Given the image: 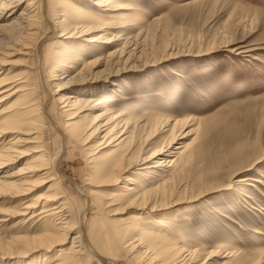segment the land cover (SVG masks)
<instances>
[{"label": "rangeland", "instance_id": "obj_1", "mask_svg": "<svg viewBox=\"0 0 264 264\" xmlns=\"http://www.w3.org/2000/svg\"><path fill=\"white\" fill-rule=\"evenodd\" d=\"M25 3L23 0L18 4V13L22 12ZM52 3L58 10L64 6L58 0ZM115 5L119 17L96 20L99 29L82 38L103 34L121 38L125 34L135 36L143 30L137 40L139 50L136 56L125 64L118 62L117 57L109 60L110 52L120 48L121 39L108 45V42L81 40L76 34L66 49L61 46L54 49L51 39L44 43L45 52L55 59L63 54L66 59L67 55L75 53L72 58L76 59V68L69 71L71 75L66 74V78L57 81H66L78 74L84 76L83 81L68 85L70 92H79L82 98L94 94L96 98L103 97L116 113L122 112L124 116L143 123L151 118L153 123L148 125L152 127L159 125L154 122L160 116L174 119L173 123L180 120V126L186 128V132L191 130L192 134L178 138L176 143H193V157L185 166L178 164L171 168V193L166 200L160 195L151 201L161 209L151 215L145 214L142 223L157 228L151 219L164 218L168 226L163 229L166 236L175 239L188 237L187 244L198 251L192 264H206L208 261L209 264H264V0H115ZM130 6L137 10L127 9ZM18 18L17 14L9 17L4 22L8 27L0 29V54H6H1L3 70L11 74L26 73L28 82L35 88L34 96L40 99L43 88L37 67L42 52L36 45L38 38L30 36L26 26L13 24ZM33 27L39 37L50 35L47 22ZM239 47L240 50L235 49ZM54 51L59 53L54 54ZM241 51L245 52L237 53ZM21 95H11L0 105V112H3L0 120L15 114L21 103L26 102ZM47 105L55 122L49 118L48 124L43 123L39 131L45 147L55 153L63 142L57 126L62 124L65 115L56 99L49 100ZM166 130L161 128L150 138L147 134L138 136L136 148L148 137L149 148L153 151L169 137ZM15 136V133L9 134L5 143ZM96 140L97 136L89 139L85 136L75 144L69 141L58 160L59 172L63 174L60 183L44 182V185L32 189L25 200L45 194L48 188L51 189L47 191L49 193L63 191L62 194L71 200L68 207L77 218L85 201L73 191L68 178L83 191L95 189L98 192L92 195V202L86 208L85 231L96 247L102 243L100 247L110 250L116 245L115 239L102 240L113 229L109 218H125L140 211H123L115 205L112 207L118 208V212L107 215L105 212L109 208L104 207L105 195L126 182L145 181L148 177L140 169H131L126 173L130 180L94 187L93 184H100L98 181L102 178L95 175V164L91 167L87 158ZM110 148L102 152L107 155ZM33 154L23 156L4 172L11 173L24 166ZM234 171L240 174L232 178ZM245 176L252 179L247 183L231 184ZM24 197L0 198V264H43L58 255L56 249L34 248L40 245V238L48 227L65 220L66 212H61L55 219L36 216L24 222L29 218L21 214L24 212ZM76 231L66 239L68 250ZM223 243H227L236 254L224 257ZM121 252L119 255L124 261L132 264L131 253ZM208 252L218 253V256L209 260ZM148 263L152 262L148 260ZM159 263L160 258L154 264ZM90 264L103 262L94 257Z\"/></svg>", "mask_w": 264, "mask_h": 264}, {"label": "bare ground", "instance_id": "obj_2", "mask_svg": "<svg viewBox=\"0 0 264 264\" xmlns=\"http://www.w3.org/2000/svg\"><path fill=\"white\" fill-rule=\"evenodd\" d=\"M22 1L0 0V29L8 27L4 22H7L9 17L17 14L19 20L13 19V24L20 27L26 26L29 30V35L38 38L36 45L40 46L42 59L39 61L37 68L39 83L42 84L43 89L42 96L39 99L34 96L35 88L28 82L26 73H5L3 70L4 59L1 54L4 56L6 54H0V105L10 98L11 95L18 93H22L21 96L26 99V102L21 103L15 114L3 117L0 120V170L2 169L0 171V198L13 199L18 196H26L22 198L24 200L22 203L24 212L21 214L27 215L29 218L24 222L36 216H40L43 219H55L61 212H66L65 220L48 227L46 234L44 236L41 235L42 237L40 236V245L34 248L44 251L51 249L58 251V257L56 256L52 260L51 257H47L50 260L43 264H90V260L94 257L103 262V264H110V262H124L127 264L123 256H120L122 250L131 253L132 264H149L148 260L152 262L150 264H154L158 258H160L161 264H192L198 255V251L191 244H187L188 237L179 235L181 237L175 239L166 236L163 229L164 227L168 228V226L164 218L151 219L153 223L157 224V228L145 226L142 223L145 214L151 215L157 209H161L157 204H152L151 201L153 199L156 200L160 195L161 199L166 200L171 193L169 184L173 177L172 169L174 166L178 164L185 166L193 157L194 152L191 149L193 143L190 141L176 143L178 138H186V136L192 134L191 130L186 132V128L183 129L180 126V120H175L173 123L172 120L174 119L164 118L163 116L157 117L154 123L156 124L157 122L159 125L152 127L148 125L153 123L151 118L146 123H143L124 116L122 112L116 113L111 108L110 102L108 103V100L103 97L96 98L94 94L89 96V98H82L81 93L70 92L68 85L76 81H83L85 77L78 74L79 77L73 76L66 81H57V79L66 78L65 75L69 74L70 69L75 67L76 59L72 58L75 53L72 56L67 55L66 59L64 54L55 59L50 53L44 51L46 46L44 43L51 39L53 40L52 46H54V49L57 46L66 49L67 43L69 44L72 38L77 37L76 34L80 35L77 38H81V40L101 41L103 44L108 42V45L112 44L114 40L119 41L121 39L120 48L110 52L111 58L109 60L111 61L112 58L117 57L118 62L123 61L125 64V62L132 60L136 56L139 50L137 40L143 34V30H140L135 36L125 34L121 38L120 36L118 38L117 35L108 36L105 34L98 37L82 38V36H88V34L99 29L100 25L95 23L96 20H100L102 17L112 19L119 17V14L116 13L117 9L114 8V6H117L115 5V0H58L64 5L59 10L54 8L52 2L55 0H26L22 12L18 13L17 7ZM127 9L137 10L135 6H130ZM40 22H47L50 30L49 36H38V32L33 25H38ZM71 25L73 26L72 29H70ZM28 46L27 48H30ZM75 47L79 48L78 45H75ZM235 49L240 50L241 47ZM243 52L245 51L237 53L241 54ZM53 53L58 54L59 52L54 51ZM54 56L56 57V55ZM52 60L53 63L50 64ZM94 67L96 68V66ZM70 75L71 73L67 76ZM51 99L59 101L61 104L60 111L65 115L62 124L60 126L56 125L58 130L61 131L63 142L55 153L45 147L44 140L41 141V132L39 131L43 123L48 124L49 118L55 122L47 105ZM1 113L3 112L1 111ZM8 119L11 120L7 121ZM161 128H167L166 131L169 132V137L161 146L151 151L148 137L159 133ZM11 133H15L16 136L6 144L5 137ZM143 134H147L148 137L142 143L140 141V147L136 148V139ZM85 136L87 139L97 136V140L94 141L95 146L89 150L88 153L90 154L87 158L91 167L95 164V175L102 178L98 181L100 184H93L94 187L99 188L110 184H118L123 179H129L126 173L131 169H140L143 175L145 174L148 177L145 181L131 184L126 182L120 188L118 186L105 195L106 202L104 207L109 208L105 212L107 215H114L118 212V208L112 207L115 205H118L123 211L131 209L140 211L138 213H130L125 218H109L113 229L110 231L109 236L106 234L104 238H101H103L102 240H107L109 237L115 239L116 245L110 250L100 247L102 243L97 245H100L99 247H96L89 239L88 231H85L84 218L87 211L86 208L92 202V195L98 192L94 191L95 189L83 191L72 179L68 178L70 183L73 184V191L83 196L85 201V207L82 208L77 218L74 217V214L69 209L68 204L71 200H69L68 196L62 194L63 191H60V193L56 191L49 193L47 191L51 189L48 188L45 194H37V196L25 200L29 197L27 194L32 189L44 185V182L52 181L54 182L52 185L60 183L63 174L58 169L59 157L69 141L75 144ZM109 147L111 148L107 155L102 152ZM29 153L35 154L28 159L24 166L13 170L11 173L4 172L6 169H11L16 164L15 162ZM1 173H6V175H1ZM239 174L238 171H234L232 178L239 176ZM32 177H35V180L31 179ZM250 179L252 177L248 176L237 178L231 184H234V182L247 183ZM3 220H6V218H3ZM103 227L105 226L103 225ZM75 229L77 231L72 238L73 242L69 251L65 247L67 244L66 239L73 234ZM29 240L31 239L29 238ZM146 240H148V244H146ZM95 242L97 243V241ZM89 243L91 246H89ZM111 243L113 242L108 244ZM30 244L33 243L30 242ZM227 245V243L222 244L224 257L235 255L234 249L228 248ZM107 247L109 248V245ZM208 254L209 260L218 256V253L214 252H208ZM206 264H209V261Z\"/></svg>", "mask_w": 264, "mask_h": 264}]
</instances>
